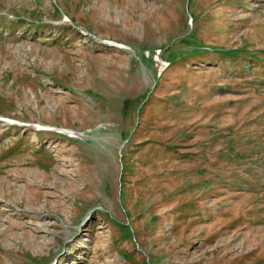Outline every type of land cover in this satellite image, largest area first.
<instances>
[{
	"label": "rangeland",
	"instance_id": "374dc122",
	"mask_svg": "<svg viewBox=\"0 0 264 264\" xmlns=\"http://www.w3.org/2000/svg\"><path fill=\"white\" fill-rule=\"evenodd\" d=\"M0 117V264H264V0H0Z\"/></svg>",
	"mask_w": 264,
	"mask_h": 264
},
{
	"label": "trees",
	"instance_id": "16d2710c",
	"mask_svg": "<svg viewBox=\"0 0 264 264\" xmlns=\"http://www.w3.org/2000/svg\"><path fill=\"white\" fill-rule=\"evenodd\" d=\"M187 37H190V34H188ZM180 40L181 41H184L185 44L190 45V49H192V50H203V49H206L207 48L205 46H200V44L193 42L192 40H190V38L186 39V37H185V38H180ZM222 52L225 55L233 56V55H235L237 53H241L242 50H240L239 48H230V49H227V50H223ZM251 54L252 53H250V55Z\"/></svg>",
	"mask_w": 264,
	"mask_h": 264
}]
</instances>
